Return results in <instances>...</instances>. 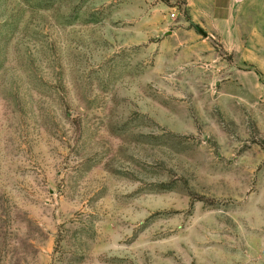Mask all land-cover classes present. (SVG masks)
<instances>
[{"label": "rangeland", "instance_id": "rangeland-1", "mask_svg": "<svg viewBox=\"0 0 264 264\" xmlns=\"http://www.w3.org/2000/svg\"><path fill=\"white\" fill-rule=\"evenodd\" d=\"M263 254L264 0H0V264Z\"/></svg>", "mask_w": 264, "mask_h": 264}, {"label": "water", "instance_id": "water-1", "mask_svg": "<svg viewBox=\"0 0 264 264\" xmlns=\"http://www.w3.org/2000/svg\"><path fill=\"white\" fill-rule=\"evenodd\" d=\"M203 35H206V34L203 33Z\"/></svg>", "mask_w": 264, "mask_h": 264}, {"label": "built area", "instance_id": "built-area-1", "mask_svg": "<svg viewBox=\"0 0 264 264\" xmlns=\"http://www.w3.org/2000/svg\"><path fill=\"white\" fill-rule=\"evenodd\" d=\"M263 257H264V254H263Z\"/></svg>", "mask_w": 264, "mask_h": 264}]
</instances>
